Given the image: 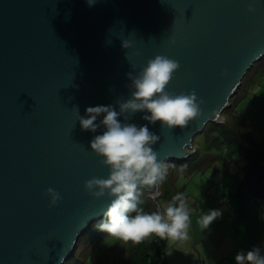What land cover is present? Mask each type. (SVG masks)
<instances>
[{"label":"water","instance_id":"obj_1","mask_svg":"<svg viewBox=\"0 0 264 264\" xmlns=\"http://www.w3.org/2000/svg\"><path fill=\"white\" fill-rule=\"evenodd\" d=\"M156 55L179 62L166 88L194 93L198 115L171 130L143 119L146 110L119 119L147 124L166 165L192 157L194 138L223 123L264 60V0H0V264H66L104 218L112 197L85 186L110 172L90 147L104 127L82 130L78 115L99 104L119 111ZM162 177L136 191L160 197ZM49 187L60 193L54 205Z\"/></svg>","mask_w":264,"mask_h":264},{"label":"clouds","instance_id":"obj_2","mask_svg":"<svg viewBox=\"0 0 264 264\" xmlns=\"http://www.w3.org/2000/svg\"><path fill=\"white\" fill-rule=\"evenodd\" d=\"M89 5L95 0H88ZM254 12L253 4L248 5ZM124 40L122 46L129 45ZM179 62L167 55H156L143 66L133 80L134 91L131 98L120 103L119 111L111 104L87 106L85 114L78 115L82 130L95 131L103 125L104 130L90 140V147L101 155L103 162L110 167L107 177H95L85 182L86 188L94 196L106 191L112 197L103 217L96 227L113 237L123 240L140 241L150 234L159 237H180L187 235L189 209L181 194L173 197L165 211L147 212L138 208L137 185H152L163 176L164 162L157 159L158 153L152 145L159 136L150 131L147 124L123 122L119 117L125 112L135 113L146 110L143 119L160 122L162 128L173 129L185 126L200 111L195 94H173L166 85L172 79ZM131 75V73H129ZM103 114L99 123L98 116ZM51 204H56L60 193L49 187ZM135 211V215H129ZM218 210L202 213L200 223L207 226L218 215ZM237 264H264V254L259 247L237 251L234 257Z\"/></svg>","mask_w":264,"mask_h":264},{"label":"rangeland","instance_id":"obj_3","mask_svg":"<svg viewBox=\"0 0 264 264\" xmlns=\"http://www.w3.org/2000/svg\"><path fill=\"white\" fill-rule=\"evenodd\" d=\"M254 77L256 80L250 86L248 93L245 89ZM230 104L231 107L223 113V123L209 124L194 138L195 152L192 157L165 165V174L160 183L162 197L158 199L164 210L168 204V197L181 194L189 214H198L193 215L198 218L202 213L218 206V201L224 200L222 195L228 197L231 193L238 191L236 183L241 177L240 168L243 162L233 154L230 160L226 146L217 144L216 140L227 129L226 126L235 130L239 118L249 124L254 141L264 142V62L259 61L254 65L238 93L231 98ZM136 195L138 208L147 212L157 211L155 202L158 197H148L142 190L136 191ZM212 204L216 205L212 206ZM220 204L223 205V203ZM195 210L198 212L195 213ZM129 215H135V211H130ZM232 215L234 214L230 213L227 219ZM212 230L210 225L203 226L196 218L190 220L186 236H180L179 239L166 237L164 253L160 258L157 257L155 244L150 252L151 264H184L192 259V252L196 253L197 250L204 249V244L213 236ZM133 242L139 241L133 240ZM175 244L178 251L177 259L171 255ZM183 248L184 252L180 250ZM128 249L129 240L109 234L93 243L82 255L79 264H126ZM70 259L66 263L75 264Z\"/></svg>","mask_w":264,"mask_h":264},{"label":"crops","instance_id":"obj_4","mask_svg":"<svg viewBox=\"0 0 264 264\" xmlns=\"http://www.w3.org/2000/svg\"><path fill=\"white\" fill-rule=\"evenodd\" d=\"M255 80L254 77L249 81L245 91L247 90L249 93L250 86ZM245 124L250 130L249 124ZM222 197L224 200L218 201V206L213 208L218 210L219 214L208 223L213 229V236L209 242L204 244V249L197 250L196 253L192 252V259L184 262V264H191V262L194 264L197 260H201L203 264H237L234 259L236 252L253 247H259L261 254H264V201L255 198L251 192L244 188L231 193L228 197L224 195ZM220 203L223 205L221 206ZM215 205L212 204V206ZM194 212L197 213L198 211L195 210ZM230 213L234 215L227 219ZM193 215L198 214H189V221L194 218L200 220V217H193ZM176 244L172 247L171 255L177 259ZM180 250L185 251L184 248Z\"/></svg>","mask_w":264,"mask_h":264},{"label":"trees","instance_id":"obj_5","mask_svg":"<svg viewBox=\"0 0 264 264\" xmlns=\"http://www.w3.org/2000/svg\"><path fill=\"white\" fill-rule=\"evenodd\" d=\"M235 126V130L226 126L227 129L222 135H220V138L216 140V142L217 144L226 146V151L228 152L230 160H232L231 155L233 154L243 162L240 168L242 177L237 183L238 190L244 188L251 192L255 198L264 201V142L254 141L249 127L241 119L236 122ZM162 179L160 180V183ZM160 197H162V192ZM158 199L159 197L156 200L157 203H159ZM169 202L178 203L177 201H173V197H168V203ZM163 211L165 210L163 209ZM96 224L97 223L92 224L87 234L80 238L77 247L79 252L76 250L70 261L79 264L82 255L93 243L97 242L104 236L109 235L98 229ZM166 237L167 236L159 237L153 233L144 237L138 243L129 240L126 264H151L152 256L150 252L155 244L157 245V257L160 258L164 253Z\"/></svg>","mask_w":264,"mask_h":264},{"label":"built area","instance_id":"obj_6","mask_svg":"<svg viewBox=\"0 0 264 264\" xmlns=\"http://www.w3.org/2000/svg\"><path fill=\"white\" fill-rule=\"evenodd\" d=\"M155 204L157 206V211H160L161 213H163L164 211H163L161 205L159 203H157V202H155ZM194 264H203V262L201 260H197V261L194 262Z\"/></svg>","mask_w":264,"mask_h":264}]
</instances>
